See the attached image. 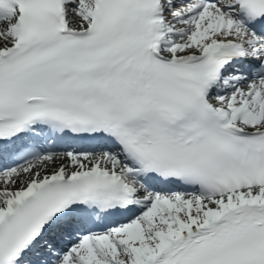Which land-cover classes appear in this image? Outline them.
I'll use <instances>...</instances> for the list:
<instances>
[{
    "label": "snow or ice",
    "instance_id": "6c2138e0",
    "mask_svg": "<svg viewBox=\"0 0 264 264\" xmlns=\"http://www.w3.org/2000/svg\"><path fill=\"white\" fill-rule=\"evenodd\" d=\"M0 264H264V0H0Z\"/></svg>",
    "mask_w": 264,
    "mask_h": 264
}]
</instances>
